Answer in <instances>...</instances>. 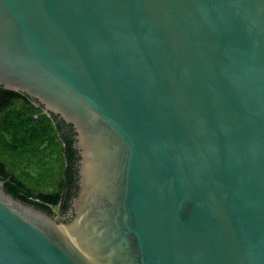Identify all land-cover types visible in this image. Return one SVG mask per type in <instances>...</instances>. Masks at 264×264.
<instances>
[{"label": "water", "instance_id": "water-1", "mask_svg": "<svg viewBox=\"0 0 264 264\" xmlns=\"http://www.w3.org/2000/svg\"><path fill=\"white\" fill-rule=\"evenodd\" d=\"M0 85L81 154L70 221L0 178V264H264V0H0Z\"/></svg>", "mask_w": 264, "mask_h": 264}, {"label": "trees", "instance_id": "trees-1", "mask_svg": "<svg viewBox=\"0 0 264 264\" xmlns=\"http://www.w3.org/2000/svg\"><path fill=\"white\" fill-rule=\"evenodd\" d=\"M75 134L33 96L0 85V178L14 197L53 215L71 209L81 165Z\"/></svg>", "mask_w": 264, "mask_h": 264}, {"label": "flooded vegetation", "instance_id": "flooded-vegetation-1", "mask_svg": "<svg viewBox=\"0 0 264 264\" xmlns=\"http://www.w3.org/2000/svg\"><path fill=\"white\" fill-rule=\"evenodd\" d=\"M74 207H73V201H72V207L71 209L65 213V214H55V216H57V218L60 220V221H70L72 220V218L74 217Z\"/></svg>", "mask_w": 264, "mask_h": 264}]
</instances>
